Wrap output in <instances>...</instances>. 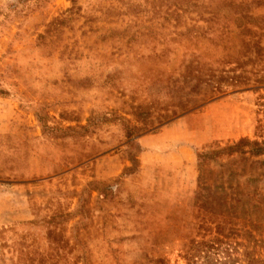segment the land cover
Instances as JSON below:
<instances>
[{
	"label": "rangeland",
	"instance_id": "rangeland-1",
	"mask_svg": "<svg viewBox=\"0 0 264 264\" xmlns=\"http://www.w3.org/2000/svg\"><path fill=\"white\" fill-rule=\"evenodd\" d=\"M70 6L0 0V264L264 260V0Z\"/></svg>",
	"mask_w": 264,
	"mask_h": 264
},
{
	"label": "trees",
	"instance_id": "trees-1",
	"mask_svg": "<svg viewBox=\"0 0 264 264\" xmlns=\"http://www.w3.org/2000/svg\"><path fill=\"white\" fill-rule=\"evenodd\" d=\"M69 2L71 3V6H70V8L68 9V11H72V10H74V7H75V3H76V0H69ZM187 107V105L186 104H184L183 106H181V108L182 109H184V108H186ZM254 144H256L257 142H253ZM260 143H264V141H262V142H260ZM260 152V151H264V148H256V150H254V152ZM213 243L214 244H221L222 243V240H221V238H219V237H215L214 238V241H213ZM229 259V258H228ZM246 262L248 263V264H264V260H261V259H254V258H252V257H250V256H247L246 255ZM230 260V259H229Z\"/></svg>",
	"mask_w": 264,
	"mask_h": 264
},
{
	"label": "crops",
	"instance_id": "crops-1",
	"mask_svg": "<svg viewBox=\"0 0 264 264\" xmlns=\"http://www.w3.org/2000/svg\"><path fill=\"white\" fill-rule=\"evenodd\" d=\"M169 129H170V128H169ZM165 130H166V129H165ZM165 130H163V131L161 132V133H162V135H163V133H166V132H165Z\"/></svg>",
	"mask_w": 264,
	"mask_h": 264
}]
</instances>
